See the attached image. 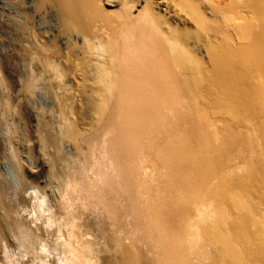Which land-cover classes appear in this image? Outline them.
I'll return each mask as SVG.
<instances>
[{
	"label": "bare ground",
	"instance_id": "obj_1",
	"mask_svg": "<svg viewBox=\"0 0 264 264\" xmlns=\"http://www.w3.org/2000/svg\"><path fill=\"white\" fill-rule=\"evenodd\" d=\"M13 1L12 54L0 63V264H264V154L244 177L221 172L230 147L264 137V0ZM39 80L48 110L28 103ZM75 80L106 123L96 142L72 103ZM169 112L179 134L145 144L170 190L134 195L130 155Z\"/></svg>",
	"mask_w": 264,
	"mask_h": 264
},
{
	"label": "rangeland",
	"instance_id": "obj_2",
	"mask_svg": "<svg viewBox=\"0 0 264 264\" xmlns=\"http://www.w3.org/2000/svg\"><path fill=\"white\" fill-rule=\"evenodd\" d=\"M13 0H0V63H3L4 61H6L7 60V58L9 57V55L10 54H12V40H13V32H12V29H11V27H10V23H11V20H12V17H13V12H14V10H15V8L13 7L14 6V4H13V2H12ZM40 22V23H39ZM38 23H39V27L40 28H42V29H46L47 30V32H46V36H47V38H52V33H54V31H53V27L51 28V25H50V22H48V20L46 19H41V20H39L38 21ZM9 24V25H8ZM62 38V37H61ZM11 41V42H10ZM62 46L64 45V43H62L61 44ZM11 46V47H10ZM10 49H11V51H10ZM76 81V80H75ZM75 81L73 82H71L72 84H73V90L74 91H76L78 94H76L75 93V96H73V100H72V103L73 104H75V105H77L78 107H80V110H81V113H83V115H82V118H83V120L82 121H85V133L84 134H86V135H89V136H91V137H87L86 135H84V138H85V136H86V138H85V140H87V141H89V142H92L93 141V139L94 138H98V140H99V138H100V136L102 137V133H104L103 132V130L105 131V125H106V123H104V121L103 120H101V119H99V117L95 114V112H94V109H93V106H92V104H90L89 105V101H88V99L87 98H85V96L83 97L82 96V93L80 94V89H78L79 88V85H80V83H78L77 81H76V84H75ZM80 86H82V85H80ZM19 88V87H18ZM33 88V90L31 91V94H29V96H28V103H29V106H34V104H36V105H40V106H42V107H45V109H49V108H51V106H52V104L54 103V99H52L53 98V96H52V94L50 93V91H49V85H47L46 83H44L42 80L40 81L39 80V82H37L36 83V85L35 86H33L32 87ZM20 89V88H19ZM18 89V90H19ZM18 90L16 91L17 93H19V95H21V96H23L24 95V97L27 95H25V94H23V93H21V91L19 90V92H18ZM77 90H79V92L77 91ZM81 91H82V89H81ZM73 92V91H72ZM74 93V92H73ZM80 95V96H79ZM13 96H15V95H13ZM21 96H19V97H21ZM21 98H23V97H21ZM84 98H85V100L87 99V101H85L84 100ZM19 99V98H18ZM83 101V102H82ZM18 102V100L16 99V103ZM85 104V103H88V104H85V105H83V104ZM42 104V105H41ZM80 104V105H79ZM163 104V103H162ZM161 104V105H162ZM83 105V106H82ZM160 105V107H159V109H160V111H163L162 113H168L167 111H166V109L165 108H163V109H165V111L162 109V106ZM1 106L4 108V103L2 102V101H0V108H1ZM82 106V107H81ZM86 106H89V108L88 107H86ZM163 106H165V104H163ZM86 107V108H85ZM88 108V109H87ZM84 109H86V110H84ZM93 109V111H90V110H92ZM84 110V111H83ZM1 111H3V109L1 108ZM0 111V112H1ZM83 111V112H82ZM171 113L169 112V114L167 115V114H165L166 115V118H167V116H169ZM88 116V117H87ZM88 119H87V118ZM85 118V119H84ZM95 118V119H94ZM168 118H170V119H172V117H168ZM167 118V119H168ZM98 119V120H97ZM169 120V119H168ZM103 121V122H102ZM171 121V122H170ZM176 120H175V118L174 119H172V120H169V123H164V124H162L160 127L162 128L161 129V131L160 132H154V133H150L151 135H153V136H149L150 134H149V132L147 133V135H145L146 137L144 138V137H142L141 139H140V142H144L143 144H145V143H147L148 145H152V147H153V144H156L157 142L156 141H159L157 144L158 145H160L161 143H163V141H164V139H166V135L168 134V135H170L171 136V134L172 133H175L176 135H178L179 134V131L176 129V127H178L177 125H175L176 123H174ZM89 122H92L91 124H88L87 125V123H89ZM102 122V123H101ZM99 124H101V127H100V125ZM170 124V125H169ZM174 124V125H173ZM87 126V127H86ZM93 126V127H92ZM103 127V128H102ZM88 128L90 129V130H88ZM174 129V130H172L171 131V129ZM86 129L88 130V132L86 131ZM163 130V131H162ZM165 130V131H164ZM170 130V131H169ZM100 132H102V133H100ZM157 133V134H156ZM160 133H162V134H160ZM146 134V133H145ZM159 134V135H158ZM175 134H172V137H168L167 136V139H172L173 137H175L176 135ZM259 134V133H258ZM148 136V137H147ZM160 136V137H159ZM258 139V141L256 140V138ZM258 137H260V138H258ZM258 137L257 136H255V135H253V140L252 141H250L249 142V144L247 145V147H245L246 149H244V151L242 150V152L240 151L241 149V147H244V146H241L240 148H239V146L240 145H237V144H234L232 147H230V148H232V149H230L229 148V150L227 151V153L226 154H224V156H223V159L225 160H222V163H224V164H222V170H221V172H222V174L224 175V174H226V175H237V174H240V176H243L244 177V175H246V168L250 165L251 166V164H254V165H252V166H255V167H257L258 165L260 166V164H261V162L259 161V160H262L261 158H260V156H262L263 157V154H264V137H262V135H258ZM144 138V139H143ZM147 138H149L151 141H152V143H150V141L147 139ZM156 138V139H155ZM91 139V140H90ZM154 141H153V140ZM94 140H97V139H94ZM142 140V141H141ZM256 140V141H255ZM261 140V141H260ZM168 141V140H167ZM93 142H96V141H93ZM154 142H156V143H154ZM166 141H164V143H165ZM160 143V144H159ZM259 143L261 144V145H259ZM262 143H263V145H262ZM85 143H82V146L83 147H87V145H84ZM141 145H139V150H140V148H141V146H142V143H140ZM147 144H145V148H142L141 149V151H137V149H136V151L135 150H133L134 151V153H133V155H132V153H131V155H130V158H129V162H128V164H131V166L129 167L130 168V170H127L126 172V176L128 177V181L129 182H131L130 184H131V186L129 185V182H128V186H130V187H128L127 186V189L129 188V191L130 192H132V193H134V195H135V193L136 194H139V195H142V197L144 198L145 196H147V195H152L153 193H154V195H158V194H160L159 193V191L161 192V193H164L163 191H164V189H165V191H166V189H167V191L169 192V190H170V188L168 189V188H165L166 186H168L167 184L168 183H166L167 182V180L163 177L164 176V171H163V169H164V167L162 168V166H161V163H158V162H160V161H158L157 160V158L158 157H156V155H155V152H154V149L155 148H151V150H152V154H151V150H149L150 148H149V146H146ZM257 145V146H256ZM263 149H261L262 150V152L260 151V149L258 148L259 146ZM144 146V145H143ZM142 146V147H143ZM250 146V147H249ZM254 146V147H253ZM263 146V147H262ZM234 147V148H233ZM253 147V148H252ZM255 147H256V149H255ZM149 148V149H148ZM148 149L149 151H147V152H145L146 150ZM253 151H252V150ZM255 149V150H254ZM144 150V151H143ZM259 151L258 153L260 154V156L258 155V153H256V151ZM25 150L24 149H21L20 151H19V159H20V161L22 162V163H24V164H26L27 166H31L32 168H35V169H39V168H42V165H41V163L38 161V160H36V159H32V158H30V157H28V155H27V153H25L24 152ZM62 151H63V153L65 154V155H67V156H69V155H71L72 154V152H73V145L69 142V141H64L63 143H62ZM22 152V153H21ZM148 152H150V153H148ZM228 155V156H227ZM256 155H258L257 157H256ZM227 156V158H225ZM131 157H132V159H131ZM153 158H155V159H153ZM257 158V159H256ZM259 159V160H258ZM132 162H131V161ZM254 160H255V163H254ZM224 161V162H223ZM249 161H252V163L251 162H249ZM256 161H259V162H256ZM6 162V164H2L1 165V168L3 167L4 168V170H3V172H7V173H9V172H12L13 171V169L15 170V165H13L14 163L12 162V164H11V161L10 160H7V161H5ZM5 162H3V163H5ZM10 162V163H9ZM247 162L248 163H250V164H247ZM10 165H9V164ZM127 164V165H128ZM160 164V165H159ZM244 164H246L247 165V167H246V165L245 166H243ZM11 166H13V167H11ZM2 168V169H3ZM128 167H127V169H129ZM221 168V167H220ZM7 171H6V170ZM223 169H224V171H223ZM9 170V171H8ZM11 170V171H10ZM128 171H129V173H128ZM163 172V174H161ZM224 172V173H223ZM237 173V174H236ZM127 174H130V175H127ZM225 175V176H226ZM159 176H161V177H159ZM131 179H130V178ZM162 177H163V179H162ZM159 178H161V179H159ZM130 179V180H129ZM38 180H40V179H38ZM132 180V181H131ZM162 180H164V181H166L165 183H166V185H165V183H164V181H162ZM161 181V182H160ZM164 184H163V183ZM163 184V185H162ZM162 186V187H161ZM163 186H164V188H163ZM175 190V189H174ZM178 190V189H177ZM156 192V193H155ZM158 192V193H157ZM27 209H29V208H27ZM22 213H23V215H27V217L28 218H30V215H28L27 214V212H25V211H22ZM91 218H92V216H90ZM89 217V218H90ZM103 222H109V223H115L116 222V224H115V226H120L121 225V222H124V217H119L118 218V220H116V221H114V222H112L110 219H108V218H103ZM36 223H40V220H37L36 221ZM103 224V223H102ZM31 226L32 227H34V223L32 222L31 223ZM103 227H105V228H109V229H113L114 227H113V225L112 224H110V225H105V226H103ZM124 228H126V227H124ZM47 238V237H46ZM16 252H17V250H15ZM21 260H26L27 259V257L25 256V257H23V258H20ZM48 259V258H47Z\"/></svg>",
	"mask_w": 264,
	"mask_h": 264
}]
</instances>
